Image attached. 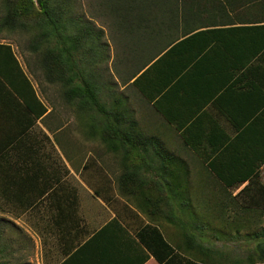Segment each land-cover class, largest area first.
<instances>
[{
    "label": "crops",
    "instance_id": "obj_1",
    "mask_svg": "<svg viewBox=\"0 0 264 264\" xmlns=\"http://www.w3.org/2000/svg\"><path fill=\"white\" fill-rule=\"evenodd\" d=\"M223 18L201 30L181 24L168 44L109 22L111 76L95 79L103 94L102 79L110 78L126 125L140 129L141 136L126 135L149 141L148 151L92 146L101 132L87 131L86 115L60 138L40 131L49 110L41 117L29 111L0 53V203L15 224L14 264H161L136 236L142 223L129 201L119 198L120 178L130 171L140 172L130 190L153 188L165 200L164 189H185L171 200L223 205L222 212L177 211L159 225L189 259L178 264H264V206H256L264 205V162L253 157L264 155V53L248 70L246 31L229 29ZM17 35L0 26V43L12 45L29 75Z\"/></svg>",
    "mask_w": 264,
    "mask_h": 264
},
{
    "label": "trees",
    "instance_id": "obj_2",
    "mask_svg": "<svg viewBox=\"0 0 264 264\" xmlns=\"http://www.w3.org/2000/svg\"><path fill=\"white\" fill-rule=\"evenodd\" d=\"M89 4V10L93 12L92 18L97 16L118 26L126 24L128 31L134 35L143 30L144 35L160 36L167 44L174 42L179 36L181 24L182 31L185 32L201 30L208 28L212 20L216 22L224 16L223 20L229 24V29L246 31L247 45L252 49L245 61L248 70L252 67L253 60L264 53V0H90ZM1 6L4 7L5 14L0 19V26L8 31L21 30L29 36L27 51L35 55V65L43 71L46 82L63 86L62 92L67 104L76 109L77 116L86 115L87 126L90 131L101 132V141L105 147L119 150L125 149L128 144L132 150L143 146V150L148 151L149 141L126 135L128 131L140 133V129L134 122L129 127L126 125L127 109L123 100L114 98L112 94L111 102L102 97L103 88L96 82L90 63L99 65L103 58L106 59L104 52L109 50L110 45L103 41L105 30L97 27L95 20L85 16L81 9V0H2ZM236 24L240 25L235 26ZM99 50L102 58L98 63L93 57L95 58V53H99ZM82 52L90 61H83L79 57ZM0 53L5 56L8 69L12 70L9 72L11 80H21L10 81L14 92L34 116H43L47 112V106L39 98L12 45L0 43ZM86 69L90 72L87 73ZM185 142L187 145L193 144L188 137ZM125 154L124 150V163ZM253 157L257 166L264 162V155L259 157L253 154ZM139 158L142 159L140 155ZM157 174L159 175L158 172ZM139 176L140 172L130 171L124 172L120 178L122 194L130 196L139 211L148 219L146 223L140 221L142 225L135 229L136 236L161 264H178L177 261L182 259L186 261L187 258L166 238L159 225L162 226L163 220H172L177 211H193L194 205L177 204L171 200L172 193L179 195L185 189H164L165 200L155 197L153 188L130 190L129 181ZM159 190L163 191L160 188ZM132 213L137 218L141 216L134 210ZM2 222L0 219V239L3 237ZM199 222L205 226V217L204 221ZM13 243V238L3 237L0 245L1 264L9 263L6 257L11 255L10 258H13V252L9 255L13 250Z\"/></svg>",
    "mask_w": 264,
    "mask_h": 264
},
{
    "label": "rangeland",
    "instance_id": "obj_3",
    "mask_svg": "<svg viewBox=\"0 0 264 264\" xmlns=\"http://www.w3.org/2000/svg\"><path fill=\"white\" fill-rule=\"evenodd\" d=\"M90 0H81V9L84 12L85 16L89 19H93L95 20L96 26H102L105 28V35H104V39L103 41H110L112 38L109 34V32L107 31L109 29V21L107 20H103L101 18H98L97 16H95V19L92 18L93 12L90 9V4H89ZM94 1V0H91ZM2 5V0H0V6ZM0 14H2L0 12ZM1 16V15H0ZM18 35L17 38H15L13 40V42H16L17 46H18V50L23 51V55H26V59H24V62L27 63L28 65V70L30 72L29 77L33 80H35L36 85H38L37 89V93L39 98L45 103V105L47 106V110H49V114L41 119L40 121V131L42 132H50L51 134L53 132H55L56 134V138L59 134H62L63 132L69 130H77V119L79 116H77V112L76 109H74L73 107L69 106L67 104V102L65 101V97L63 95L62 92V87L60 84H48L46 82V80L44 79V73L43 71L37 67L36 69V65H35V60L36 57L34 54L30 53L29 51H27V44H28V38L29 36L27 34H24L21 30L17 31ZM161 43H165L164 40L160 39ZM100 52V50H99ZM109 54L106 57V59H102L103 61L97 66L95 63H90V66H93L95 75L97 73L98 76H104V75H110L111 72V66L112 63L110 62L111 59V55H110V48L107 51ZM79 57L82 58L83 61H90L89 59L87 60L86 58V54L84 52L79 54ZM99 59H101V56H98V59L96 60L93 57V60L98 61L99 63ZM80 63L82 65H84V63L82 61H80ZM85 68V67H84ZM86 72H90L89 69H86ZM90 75V74H89ZM108 77V76H106ZM105 80L102 79V83L105 85L107 84L108 87H105L104 89V93L102 94V97L104 100H106L107 102H111V98H110V94L111 93H116V89H113V87L111 88V80L110 78H106ZM100 81V78H99ZM101 83V84H102ZM119 87H117L118 90ZM87 131H90V128L87 126ZM58 134V135H57ZM59 137V136H58ZM60 138V137H59ZM95 142V141H94ZM92 146L94 147H101L103 146L105 148L104 143L101 140L96 141ZM89 148H91L89 146ZM92 149V148H91ZM109 153V152H108ZM107 154V153H106ZM92 158H94L95 160H99L100 157L96 156V155H92ZM108 157V155H107ZM121 155L119 157L120 161H121ZM136 159V158H135ZM135 159H132L130 162L132 163L133 161H135ZM102 161V159H100ZM122 162V161H121ZM122 167L120 165V170L118 171L117 174H114L113 177L114 178H118L119 175H121L122 173ZM197 175V173H195ZM196 191H198V193H200V195L202 197H205L208 193V189L205 188H200L196 187L195 188ZM215 190H220V189H215ZM118 194L120 195L119 198L121 199V201H125L128 202L129 204L132 206V208H129L130 210H134L138 215L139 213H141L138 209V207L135 205V203L131 200V198H129L130 196H126L123 195L122 192L120 191V189L117 188ZM223 211V205L222 204H210V203H201V204H196L194 205V209L193 212H197V213H208V212H222ZM4 209H2V204L0 203V219L3 221V227L1 228V235L3 237H5V239H9V238H13L14 240V221L11 220L10 218H8L7 214L4 213ZM139 220L143 221V223L147 222V218L146 216L143 214L141 216H139ZM161 223H165V220L161 221ZM1 236V237H2ZM3 237L2 239H0L1 244L3 243ZM13 252V258H10L11 255L10 253ZM10 257H6V260L9 261L8 264H14L15 262V248H14V243H13V250H11L9 252ZM0 264H1V260H0Z\"/></svg>",
    "mask_w": 264,
    "mask_h": 264
}]
</instances>
